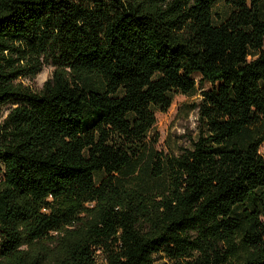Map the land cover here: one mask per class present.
<instances>
[{
    "label": "trees",
    "instance_id": "obj_1",
    "mask_svg": "<svg viewBox=\"0 0 264 264\" xmlns=\"http://www.w3.org/2000/svg\"><path fill=\"white\" fill-rule=\"evenodd\" d=\"M263 144L264 0H0V264H264Z\"/></svg>",
    "mask_w": 264,
    "mask_h": 264
},
{
    "label": "rangeland",
    "instance_id": "obj_2",
    "mask_svg": "<svg viewBox=\"0 0 264 264\" xmlns=\"http://www.w3.org/2000/svg\"><path fill=\"white\" fill-rule=\"evenodd\" d=\"M54 68L45 66L43 70L33 80L26 79L24 84L33 91L42 88L45 81L51 78ZM207 88L208 85L204 84ZM200 99L199 91L195 95L189 96L176 94L171 107L166 112H157V123L154 132L158 134L159 141L157 148L164 153H179L182 148L190 147L198 134V113L196 105ZM9 105L2 108V115L5 117ZM264 154V144L261 147ZM2 172L0 170V180ZM264 221V217L262 218ZM99 263H104V257L99 255ZM156 264H169L167 259L157 257Z\"/></svg>",
    "mask_w": 264,
    "mask_h": 264
}]
</instances>
